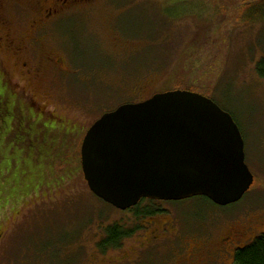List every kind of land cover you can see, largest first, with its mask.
<instances>
[{"label":"rangeland","instance_id":"obj_1","mask_svg":"<svg viewBox=\"0 0 264 264\" xmlns=\"http://www.w3.org/2000/svg\"><path fill=\"white\" fill-rule=\"evenodd\" d=\"M250 1L60 0L57 16L36 29L45 0H2L0 264H174L196 246L203 264H216L215 244L230 227L242 247L264 233V79L255 70L264 17L244 19ZM45 55L49 65L29 77L23 62ZM177 89L207 94L232 116L251 188L226 206L195 196L148 216L99 200L80 168L85 132L123 103ZM33 99L45 114L22 117ZM170 218L176 233L150 243ZM116 223L128 237L100 251L96 241ZM222 260L235 264L232 254Z\"/></svg>","mask_w":264,"mask_h":264},{"label":"water","instance_id":"obj_2","mask_svg":"<svg viewBox=\"0 0 264 264\" xmlns=\"http://www.w3.org/2000/svg\"><path fill=\"white\" fill-rule=\"evenodd\" d=\"M80 165L89 190L119 210L195 196L226 206L254 182L232 116L180 89L104 113L84 135Z\"/></svg>","mask_w":264,"mask_h":264},{"label":"flooded vegetation","instance_id":"obj_3","mask_svg":"<svg viewBox=\"0 0 264 264\" xmlns=\"http://www.w3.org/2000/svg\"><path fill=\"white\" fill-rule=\"evenodd\" d=\"M45 2H47L46 5L40 6L37 9V15L39 14V16L36 17V19L34 20V24L36 26V29L39 28V27H41L43 24L48 23L50 19H52L55 16H57L58 10L61 8V6L59 4L62 3V2H60V0H45ZM1 5H2V0H0V6ZM31 39H32V36H29L28 35L27 36V40L30 41ZM21 40H24V38L22 37ZM27 40H26V42H28ZM9 44H10V41H8V45ZM20 46L18 45L14 49V51L17 54H20L21 55L22 54L21 51L23 49ZM47 65H49V62H48V60L46 58V55H45L44 58L41 59V60H39L36 65L28 64L26 62H23L22 67H23V69L26 70V73L29 74V77L32 78V77L38 76V74L40 73V71H43L44 69H46V66ZM15 88H16V90L18 92H22V89L20 87H15ZM0 100H1V98H0ZM2 101L4 103H6L4 100H2ZM3 102H1V103H3ZM33 109H39L41 112H43V114H45V112L43 111V107L39 106L38 103L36 102V100L33 99V100H31V103H30V107L28 109V112H26V113L21 112L22 113V117H33V114H34ZM6 111L9 114H12V112L10 110H7L6 109ZM45 117H47V116L45 115ZM59 121H63V118H62V120H59ZM80 168H81V166H80ZM81 172H82V170H81ZM98 199L99 200H102L100 198H98ZM164 203H166V201L151 200V199H141L135 206H133V207H131L129 209L120 210V211H132V210H134V208H137V207L139 209H141V208L144 209V208H147V207L153 205L154 208H152V209L158 212L159 210L161 211V209L158 208V207L161 206V204H164ZM173 226L174 225H173V222H172V219L171 218L168 219V220H165L160 225V228H158L157 230H155L153 232V234L148 238L149 241H150V243L153 240L155 241L157 239H160L161 237H167L171 233L172 234H175L176 231L173 229ZM102 232L105 233V231H102ZM155 232L157 234H155ZM241 236H242V234L240 232V229L238 227H236V226H232V227H230L228 229V231L224 235H221L218 238V242L215 244L218 247L216 246V249L214 250V258H216L218 260L216 264H225L222 259H225L227 254L229 256H230V254L234 255L235 251L238 248H241L242 247L239 244L242 241L241 240V238H242ZM105 237H103V239H101L100 243H99L98 240L96 241L97 248H99L100 251H102L103 249L108 248V246H105L104 243H103ZM126 237H128V236H126ZM129 237H130V235H129ZM242 239H244V238H242ZM120 241L121 240H119V242ZM143 247H145V245H143L142 248ZM205 250H208V249H205ZM198 251H199V248H198V246H196V248H195L194 251L189 250L188 251L189 253L187 255H185L184 257H180V256L177 257V260L175 261L174 264H203V258L202 257H199V255L196 254V252H198ZM205 258H207V257H205ZM220 258H221V261H219Z\"/></svg>","mask_w":264,"mask_h":264},{"label":"trees","instance_id":"obj_4","mask_svg":"<svg viewBox=\"0 0 264 264\" xmlns=\"http://www.w3.org/2000/svg\"><path fill=\"white\" fill-rule=\"evenodd\" d=\"M246 9L244 10V19L247 21H254L257 17H264V0H256L250 1L249 4L246 5ZM252 8L251 16L246 18V11ZM255 70L259 77L264 79V56H262L255 64ZM202 94V93H201ZM208 97L207 94H202ZM2 99L0 100L1 104ZM2 125V124H1ZM0 125V133L4 134V141L7 131H1V129H6L5 124ZM82 143V142H81ZM5 143H2V148H4ZM10 148V147H9ZM153 205L147 208L139 209L134 208L135 215H153L157 211L153 210ZM106 237L104 239V245H118L119 240H122L124 237L128 236L129 232L125 230L122 224H113L109 225L106 228ZM234 262L235 264H264V233L258 235L253 239L249 244L238 248L234 253Z\"/></svg>","mask_w":264,"mask_h":264}]
</instances>
